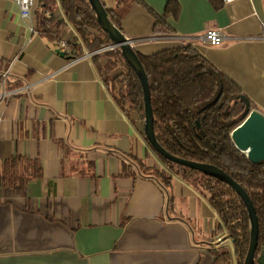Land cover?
<instances>
[{
  "label": "crops",
  "instance_id": "0c3cea01",
  "mask_svg": "<svg viewBox=\"0 0 264 264\" xmlns=\"http://www.w3.org/2000/svg\"><path fill=\"white\" fill-rule=\"evenodd\" d=\"M39 2L23 20L0 0V91H17L0 99V176L11 180L0 179V264H239L201 188L157 175L170 171L93 55L37 32ZM102 2L136 52L190 42L264 114V0ZM163 14L169 32L155 31ZM209 29L219 45L204 40ZM74 37L70 27L63 39Z\"/></svg>",
  "mask_w": 264,
  "mask_h": 264
},
{
  "label": "trees",
  "instance_id": "16d2710c",
  "mask_svg": "<svg viewBox=\"0 0 264 264\" xmlns=\"http://www.w3.org/2000/svg\"><path fill=\"white\" fill-rule=\"evenodd\" d=\"M107 10L120 27L116 14ZM70 27L77 33L67 43L71 56L80 55L83 47L91 51L111 43L87 0H40L35 29L41 36L57 43ZM155 31H170L165 14L156 17ZM136 53L148 79L157 140L176 156L221 168L244 188L259 221L258 249L264 248V162H252L236 148L230 136L243 119L244 94L190 42L150 55ZM93 59L121 110L137 111L143 120L142 87L120 50H104L94 54ZM249 104L253 108L250 100ZM155 153L170 171L156 170L164 182L168 184L173 174L201 188L233 240L238 262L242 264L250 234L248 214L240 196L225 182ZM0 179L3 183L11 182L6 176ZM220 250L228 262L227 247Z\"/></svg>",
  "mask_w": 264,
  "mask_h": 264
},
{
  "label": "water",
  "instance_id": "95a60500",
  "mask_svg": "<svg viewBox=\"0 0 264 264\" xmlns=\"http://www.w3.org/2000/svg\"><path fill=\"white\" fill-rule=\"evenodd\" d=\"M94 11L101 29L106 32L112 44L118 46L121 55L136 73L143 92L144 117L143 131L150 146L162 157L179 165L195 169L205 175L215 177L231 186L243 201L249 218V244L242 264H264V248L258 249L259 221L255 207L244 188L221 168L205 162L185 159L167 151L157 140L154 131V115L151 106L148 79L139 56L132 46V40L125 36L115 24L102 0H87ZM245 102L242 121L230 132L237 149L247 155L252 162H264V114L256 108H250L249 100Z\"/></svg>",
  "mask_w": 264,
  "mask_h": 264
},
{
  "label": "built area",
  "instance_id": "2783aa9c",
  "mask_svg": "<svg viewBox=\"0 0 264 264\" xmlns=\"http://www.w3.org/2000/svg\"><path fill=\"white\" fill-rule=\"evenodd\" d=\"M13 1L16 3V5L18 7L19 14H20L21 18L23 20H29L33 0H13ZM30 29L33 32H35V29L32 25H30ZM203 38L208 44L216 46L222 42L223 35L220 32V30H218V29H209L203 34ZM67 43H68V40H65V39L60 40V42L58 44L59 49L64 51V52H68L69 49H68ZM114 48H118V46L110 43L106 46H103V47H100L99 49H96L93 52H87L85 55H87V56L94 55L98 52H101L104 50H109V49H114ZM4 78H5V76H4ZM3 83H4V79H3V82L1 83V85H3ZM15 92H17V91L16 90H5V88L3 87V89L0 91V99L4 98L5 96H8L10 94H13Z\"/></svg>",
  "mask_w": 264,
  "mask_h": 264
},
{
  "label": "rangeland",
  "instance_id": "374dc122",
  "mask_svg": "<svg viewBox=\"0 0 264 264\" xmlns=\"http://www.w3.org/2000/svg\"><path fill=\"white\" fill-rule=\"evenodd\" d=\"M96 49H99V48H96ZM96 49H94V50H91V51H90V50H88V51H89V52H93V51H95Z\"/></svg>",
  "mask_w": 264,
  "mask_h": 264
}]
</instances>
